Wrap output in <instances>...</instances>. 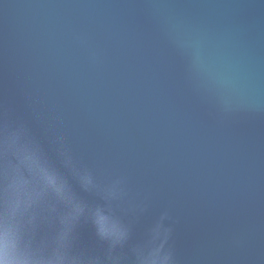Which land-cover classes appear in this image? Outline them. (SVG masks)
<instances>
[{
	"label": "water",
	"instance_id": "1",
	"mask_svg": "<svg viewBox=\"0 0 264 264\" xmlns=\"http://www.w3.org/2000/svg\"><path fill=\"white\" fill-rule=\"evenodd\" d=\"M0 264H264V0H0Z\"/></svg>",
	"mask_w": 264,
	"mask_h": 264
}]
</instances>
